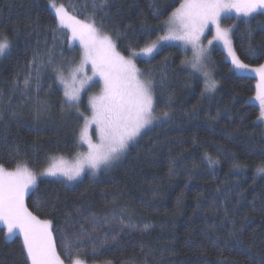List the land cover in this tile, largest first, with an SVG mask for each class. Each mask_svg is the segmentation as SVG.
<instances>
[{"label":"trees","instance_id":"1","mask_svg":"<svg viewBox=\"0 0 264 264\" xmlns=\"http://www.w3.org/2000/svg\"><path fill=\"white\" fill-rule=\"evenodd\" d=\"M49 1L76 19H94L126 57L155 40L183 2L0 0V40L11 45L0 55V166L6 170L26 162L39 172L54 157L75 156L89 113L85 96L75 109L57 82L59 70L78 63L81 52ZM254 17L236 23L232 43L242 62L258 67L264 15ZM185 57L171 45L136 60L153 83L161 122L140 134L114 167L73 184L40 179L26 197L28 210L51 222L64 264L68 245L85 264H264V175L256 173L264 162V124L249 103L255 79L237 74L216 48V89L206 95L201 77L182 65ZM0 264H30L21 239L7 240L2 228Z\"/></svg>","mask_w":264,"mask_h":264},{"label":"snow or ice","instance_id":"2","mask_svg":"<svg viewBox=\"0 0 264 264\" xmlns=\"http://www.w3.org/2000/svg\"><path fill=\"white\" fill-rule=\"evenodd\" d=\"M55 17L61 27L71 32V39L79 41L83 48V57L76 73L84 72L85 66L91 64L93 76H98L102 82V94L90 98L92 109L91 119H86L81 140L88 145V152L77 161L74 166H67L61 161L52 164L40 173L41 176H63L72 181L81 176L85 167L99 170L102 165L107 166L112 161L119 159L128 149L130 142L135 140L143 129L150 125L155 118L153 83L150 79H142V74L136 63L130 57H125L117 51V45L113 39L104 34L102 26H98L94 19L80 20L69 16L64 8L56 7ZM95 3L93 7L95 8ZM236 17L255 18L253 14L264 15V0H183L165 22L167 32L161 36L165 41H181L185 46L191 45L193 60L191 67L196 72H202L205 76V90L216 88V82L203 71L207 60V52L199 46L201 36L209 25L214 26V39L223 44L231 62L236 69L251 71L259 75L260 83L254 97L259 103V121H264V65L250 68L237 56L232 45V29L222 27V17L232 19ZM251 37V30H249ZM213 41L208 40L212 45ZM10 43L0 40V55H4L9 49ZM155 44L146 46L141 51L151 54ZM249 49L254 51L251 44ZM135 56L136 53H132ZM61 82L62 80V76ZM90 79L85 77V80ZM84 81H81L83 85ZM28 81L25 80V85ZM79 89L65 91L68 101H78ZM69 106H73L69 104ZM167 115V113H164ZM90 124H95L99 136V143L94 144L88 135ZM210 163L211 158H209ZM236 167H240L239 164ZM257 175H264V162L256 167ZM36 175L26 162H18L14 171H7L0 166V222L6 226L8 237L16 235L17 231L23 237V246L26 250V258L30 264H64L60 255L56 252L55 243L51 233V223L41 221L34 216L25 206V196L30 195V190H36ZM148 226L145 225V228ZM65 255L69 257V264H84L80 258H73L71 245L65 249Z\"/></svg>","mask_w":264,"mask_h":264},{"label":"rangeland","instance_id":"3","mask_svg":"<svg viewBox=\"0 0 264 264\" xmlns=\"http://www.w3.org/2000/svg\"><path fill=\"white\" fill-rule=\"evenodd\" d=\"M52 3H55L56 7H61V6H60L59 4H57L56 2H54V1H49V2H47L49 9L51 10V12L53 13V15L55 16V8H53V7L51 6ZM170 15H171V14H170ZM170 15H169V16H170ZM253 15H255V14H253ZM231 17H232V19H226V18L222 17V19H221V26H222V27H230L231 24H233V23L236 24L239 20H243V21H244V20L246 19V18H244V17H236V14H235L234 12L231 14ZM56 19H57V18H56ZM247 19H249V18H247ZM167 20H168V18H167ZM167 20H166V21H167ZM166 21H165V22H166ZM57 22H58V24H59V20H58V19H57ZM63 28H64V27H63ZM65 29L69 32V35H70V45H71V46H72V45H75V46H77V47L80 48L81 57H80L79 62L76 63V64H74L72 67H69L68 69H66V70H64V71H63V70H59V72L57 73V82H58V84L61 86V88H62V90H63V94H64L65 91H69V92H71V91H73L74 89H79V92H78L79 100H78V101H68V100H67V97H65V95H64V97H65V99H66L70 104L73 105V107H74L75 109H78L79 102L81 101L82 97L85 96L86 99H87V105H88V108H89V113H88V116H86V117L84 118L83 125H82V128H81L80 134H79V138H78L79 151H78V153H77L75 156H73V157H69V158H66V157H54V158H52V159L49 160V162L47 163V165H46L41 171H39V172H33V173L36 175V177H37V179H36V186H37L38 181H39L40 179L59 180V181L65 182V183H67V184H73V183L79 181V180L84 176V174H86V173H89V174H96V173H97L98 171H100V170H108V169H111L112 167H114V166L116 165V163L122 158L123 154L125 153V152H124V153L120 156L119 159H116V160L112 161L109 165H107V166L102 165V166L100 167V169H99V170H96L94 173H93V170H92V169H90V168H88V167H85L84 172L81 174V176L78 177V178L75 179V180H72V181H69V180H67L65 177H63V176H59V175H58V176H47V175L41 176V175H40V173H41L42 171L46 170V169H47L48 167H50L52 164H59L61 161H63V163H64L65 165H67V166H74V165L77 163V161H78L79 159H81V157H82L83 155H85V154L88 152V145H87V143H85V142H83V141L81 140V133H82L83 128H84L85 120H86V119H91V116H92V109H91V105H90V103H89L90 98H92V97H97V96H100V95L102 94V87H103L102 82H100L98 76H93V75H92L91 64H90V63L87 64V65L85 66V70H84V72L76 73V74H75V79L73 78L74 69H76V68L79 67L80 62H81V59H82V57H83V48H82V46L79 44V41H73V40L71 39V32H70V30L67 29V28H65ZM234 29H235V28L232 29V32L234 31ZM166 32H167V25H166V23H164V24H163V31H162V33H161L157 38H155V40H153L149 45H147V46H151V45L155 44V48H154V50H153V52H152L151 54H145L144 52L141 51L143 48L146 47V46H145V47H143L142 49H140L139 51L135 52V53H136L135 56H132V55H131V56H129V57L132 58V59L134 60V62L136 63V60H137V59H145V60H148V59L152 58V56H154V54H155L158 50H160L161 48H163V47L171 46V45L178 46V47L182 48V49L186 52L185 62H184L182 65H184L185 68H187L188 70L194 72V73L197 74L199 77H201V79L203 80V83H204V92L206 93V95H210V96H212V95L215 93V89H216V88H215L214 90L206 91V90H205V76L202 74V72H196V71H194V70L192 69V67H191V64H190V63H191L192 60H193V49H192V46H191V45H187V46H185V45L183 44V42H181V41H165V40H161L160 37L163 36V35H165ZM231 35H232V34H231ZM214 36H215V28H214V26L209 25L208 28H206V29L204 30V34L201 36L200 41H199V46H200V47H203V48L206 50V52H207V60H206V62H205V65H204V69H203V71H206V72L209 74V77H210L212 80L215 81V77H214V69H213V66H212V52H213V50L216 49V48H218V49H220L221 51H223V53L225 54V58H226L227 62L230 63L232 69H233L237 74L244 75V76H248V77H252V78L255 79V93H254V94L251 96V98L249 99V103L256 105V106L258 107V109H259V103H258V101H255V100H254V97H255V95H256V92L258 91V89H257V84L260 83L259 75H258L257 73H255V72H251V71H246V72H245V71H242V70L236 69L235 66H234V65L232 64V62H231V57L228 56L226 49H224L223 44L220 43V42H218V41H216V40L214 39ZM208 40H212V41H213L212 45H209V44H208ZM232 45H233V43H232ZM233 49H234V47H233ZM234 51H235V50H234ZM121 55H122V54H121ZM1 56H2V55H1ZM125 57H126V56H125ZM59 63H60V62H59L58 60L54 62V64H55L56 66H57ZM243 63H244V62H243ZM189 64H190V65H189ZM245 64H247V63H245ZM248 65H249V64H248ZM261 65H264V63L261 64ZM61 66H63L62 62H61ZM136 66H137V64H136ZM249 66H250V68H256V67H253V66H251V65H249ZM259 66H260V65H259ZM259 66H258V67H259ZM137 68H138V66H137ZM138 69H139V68H138ZM139 70H140V69H139ZM140 73L142 74L141 78L147 80L146 77L143 75V73H142L141 70H140ZM61 76H62V80H63V82H61V78H60ZM85 77H89L90 79L85 80ZM81 81H84L83 85H81ZM95 85H97V87H98L97 90H94ZM153 115H154L155 118L153 119L152 123H151L150 125H148L145 129H143V130L141 131V134H142L145 130H147V129H149L150 127H153L154 125L159 124V123L161 122V118H160V117L156 116L154 113H153ZM260 122L262 123V125L264 124V121H260ZM263 127H264V125H263ZM88 135H89V138L92 140V142H93L94 144H98V143L100 142V141H99L98 132H97V129H96V125H95V124H90V125H89V128H88ZM133 141H134V140H133ZM133 141H132V142H133ZM132 142H130V144H132ZM130 144H129V145H130ZM14 170H15V169H11V170H7V171H14ZM30 192H32V190H30ZM27 196H28V195H27ZM27 196H25L24 203H25V201H26V197H27ZM41 221H44V220H41ZM49 222H50V221H49ZM50 223H51V222H50ZM0 228H2V229L4 230V236H5V238H6L7 240H12V239L15 238V237H19V238L21 239V241H22V244H23V237H22V235L19 234L18 231H17L16 235H14L13 237H8L6 226L3 225L2 222H0ZM51 233H52V225H51ZM52 238H53V234H52ZM53 241H54V238H53ZM54 243H55V242H54ZM25 252H26V250H25ZM84 264H85V262H84ZM104 264H112V263H111V262H106V263H104Z\"/></svg>","mask_w":264,"mask_h":264},{"label":"bare ground","instance_id":"4","mask_svg":"<svg viewBox=\"0 0 264 264\" xmlns=\"http://www.w3.org/2000/svg\"><path fill=\"white\" fill-rule=\"evenodd\" d=\"M190 64H191V63H190ZM190 64H189V65H190Z\"/></svg>","mask_w":264,"mask_h":264}]
</instances>
